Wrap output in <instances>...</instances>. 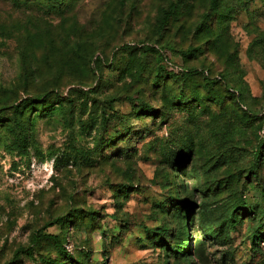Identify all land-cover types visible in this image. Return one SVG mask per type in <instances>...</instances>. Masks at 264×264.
<instances>
[{"label":"rangeland","instance_id":"374dc122","mask_svg":"<svg viewBox=\"0 0 264 264\" xmlns=\"http://www.w3.org/2000/svg\"><path fill=\"white\" fill-rule=\"evenodd\" d=\"M210 1L0 0V264H264V0Z\"/></svg>","mask_w":264,"mask_h":264},{"label":"trees","instance_id":"16d2710c","mask_svg":"<svg viewBox=\"0 0 264 264\" xmlns=\"http://www.w3.org/2000/svg\"><path fill=\"white\" fill-rule=\"evenodd\" d=\"M219 5H220V0H211L210 1V6H211L212 9H214L216 7L218 8ZM169 17H170V15L166 14L165 19H168ZM202 26H204V25H202ZM138 50L149 51V52L155 54L160 62L163 63L165 61L164 56L158 50L154 49L153 47L143 46V47H139ZM194 53H196L197 55L201 54L200 49H198V50L196 49L194 51ZM187 54H190V53H187ZM169 72L173 76L182 78V77H189V76L197 73L198 71L196 69H194V70H191V69L182 70V69H180L179 71H175V69L170 68ZM203 73H204V71H202V75H203ZM203 80H204V82L207 85L208 84H215V82L217 83L218 81L222 82V84H225L224 83L225 81H223L222 78L215 79V78L203 77ZM226 93L237 103V105L240 107L241 110L246 111V108H244L242 106L243 99H242V93L240 91H238L236 89H233V88H226ZM47 97H48V95H43L42 97H40V102L46 101ZM174 104L177 105V106H183V108H186V109H188V105H189L187 100L183 99V98L175 99ZM1 108H4V107L0 106V109ZM12 109H13L12 110L13 111V115H12V118H11L12 119V124L8 126V131L12 132V134H15L16 136H18L21 139L22 142H25L26 140H25V136H24V130H21V126L22 125H21V122L19 120V114H20V113L18 114L19 106L16 105L15 107H12ZM56 110H58V109H56ZM40 112H42V114L45 112L44 104H43V106L40 107ZM147 112H148L147 115H146L147 117H150L152 119L155 118L154 116L156 115V113H154V110H152L150 108H147ZM134 116H136V115H134ZM103 119L107 120L106 118L101 116V120H103ZM256 120H258V119L256 118ZM124 135L125 136H129V135L133 136L135 134L133 132H130L129 128H126L122 133H120V134H118L116 136L107 138L106 141L103 142V145H105L107 147L110 146V145H115L116 144L115 141H117L118 139L120 140L119 136H124ZM262 196L264 198V193L262 194ZM191 207H192V205H185L184 206V208H189V209H191ZM229 211H230L229 214L226 216V218H228L227 223H229L231 226L235 227L237 222H238V220H239L238 215L247 214V212L249 213L250 205H248V204L245 205V203H241V206L239 208L232 207V208L229 209ZM187 213H189V212L186 211L185 215H187ZM67 222H70V219H67L66 222L61 221V223H67ZM58 223H60V222L57 220L54 223H51L50 226L58 224ZM261 228H264V225L262 227L257 228L255 231H253L251 233V247H252L253 253L259 252L258 251V245L264 241V230H261ZM64 229H68V227H65ZM183 231H184V233H186V228L183 229ZM144 232L148 236L150 234H154V233L147 232L146 230ZM167 234L168 233H167L166 229L160 230V235L163 236L161 241H165V237H166ZM43 236L44 235H42L39 232V233L36 234L35 237H32V238L34 239V238L37 237V239H40ZM210 236H211V240H223V238H224V236L222 235V232H220V231L214 232ZM50 239L55 244L56 249L60 253V255L63 256V257H66L65 252H64V245H65L66 241H64V238H62V241L57 236H52V237H50ZM163 245L165 246L166 251H168V252L172 251L173 252L174 249L172 247H169L168 244H164L163 243ZM174 254L176 255L178 253L174 252ZM86 258H87V256H86ZM66 261H68V260H66ZM50 264H58V261L52 262ZM78 264H82V263H78Z\"/></svg>","mask_w":264,"mask_h":264},{"label":"built area","instance_id":"2783aa9c","mask_svg":"<svg viewBox=\"0 0 264 264\" xmlns=\"http://www.w3.org/2000/svg\"><path fill=\"white\" fill-rule=\"evenodd\" d=\"M175 71H178V69H175Z\"/></svg>","mask_w":264,"mask_h":264}]
</instances>
